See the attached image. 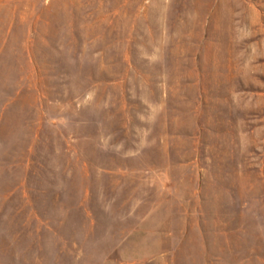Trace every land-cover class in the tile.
Listing matches in <instances>:
<instances>
[{
  "label": "rangeland",
  "instance_id": "1",
  "mask_svg": "<svg viewBox=\"0 0 264 264\" xmlns=\"http://www.w3.org/2000/svg\"><path fill=\"white\" fill-rule=\"evenodd\" d=\"M0 264H264V0H0Z\"/></svg>",
  "mask_w": 264,
  "mask_h": 264
}]
</instances>
